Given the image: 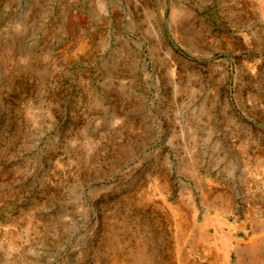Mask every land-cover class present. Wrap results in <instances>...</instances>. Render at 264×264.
<instances>
[{"label": "rangeland", "instance_id": "rangeland-1", "mask_svg": "<svg viewBox=\"0 0 264 264\" xmlns=\"http://www.w3.org/2000/svg\"><path fill=\"white\" fill-rule=\"evenodd\" d=\"M226 239L264 264V0H0V264Z\"/></svg>", "mask_w": 264, "mask_h": 264}, {"label": "bare ground", "instance_id": "bare-ground-1", "mask_svg": "<svg viewBox=\"0 0 264 264\" xmlns=\"http://www.w3.org/2000/svg\"><path fill=\"white\" fill-rule=\"evenodd\" d=\"M223 222L224 221H222L221 219H218V223L220 224V225H222L223 224ZM224 240V239H223ZM231 243V242H230ZM223 245H225V249H224V258H225V264H229V250H228V246H229V243H228V241H227V239H226V241H225V243L223 244ZM223 251V250H222ZM223 258V257H222Z\"/></svg>", "mask_w": 264, "mask_h": 264}]
</instances>
